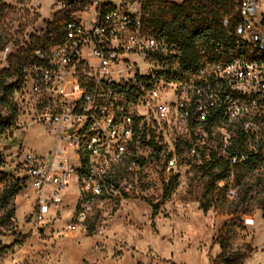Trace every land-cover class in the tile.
Returning a JSON list of instances; mask_svg holds the SVG:
<instances>
[{"label":"built area","instance_id":"1","mask_svg":"<svg viewBox=\"0 0 264 264\" xmlns=\"http://www.w3.org/2000/svg\"><path fill=\"white\" fill-rule=\"evenodd\" d=\"M226 1L230 12L223 18L224 36L199 59L200 71L177 77L176 70L168 76V46L146 28L145 0H54V14L65 12L68 18L62 38L47 51L36 49L21 66L24 81L13 96L31 123L45 127L56 142L51 160L23 155L41 226L59 215L74 178L78 212L67 233L86 229L100 205L132 195V177L140 181L151 163L178 169L185 162L180 148L187 151V163L228 166L218 182L224 189L236 169L256 156L264 159V56L261 62L232 57L235 47L256 53L264 47V0ZM13 56L9 46L0 47V75ZM14 82L10 79L7 86ZM215 115H222L224 128L232 121H241V128L227 138L206 137ZM109 117H117L116 129H109ZM110 131H117V140H110ZM134 136H142V143L129 181L117 179L110 201H103L98 184L111 162L104 158V147L124 159ZM141 147H148V158H141ZM85 148L93 150L89 168H81Z\"/></svg>","mask_w":264,"mask_h":264},{"label":"rangeland","instance_id":"2","mask_svg":"<svg viewBox=\"0 0 264 264\" xmlns=\"http://www.w3.org/2000/svg\"><path fill=\"white\" fill-rule=\"evenodd\" d=\"M162 1L181 5L184 0ZM54 4V0H0V47L9 46L12 55H20L42 38ZM175 54L169 52L170 57ZM166 67L170 73L176 70L172 62ZM0 80L9 82L6 77ZM17 107L18 128L0 138V206L4 194L25 177L24 153L51 160L56 148L45 127L31 123L28 111ZM239 128L219 126L214 134L227 138L229 131ZM134 141L127 157L139 156L142 136ZM179 156L185 162L176 170L156 162L146 166L140 181L132 177L136 184L132 195L100 205L86 229L76 233H67L76 212V178L64 193L59 215H52L45 226L36 221L37 195L21 185L10 201L11 220L0 207V264H214L223 254L216 244L221 234L226 237V255L250 245L254 252L245 264H264V170L236 169L228 187L217 183L213 188L210 171L187 163L183 148ZM141 157H148V147H141ZM127 161L115 168L121 181L129 180ZM231 190L236 193L232 198ZM155 207L159 215L154 218Z\"/></svg>","mask_w":264,"mask_h":264},{"label":"trees","instance_id":"3","mask_svg":"<svg viewBox=\"0 0 264 264\" xmlns=\"http://www.w3.org/2000/svg\"><path fill=\"white\" fill-rule=\"evenodd\" d=\"M230 12L229 3L226 0H184L181 5L164 2L162 0H145L144 14L145 25L148 32L159 41L168 46V51H176V54L169 55L168 62L177 64L174 72L175 76H184L192 69L196 71L200 65L199 59L203 54L210 52L212 43L220 40L224 36L223 18ZM68 18L65 12H58L52 16L47 23L46 33L42 38L28 46L20 55L11 58L10 67L0 75L7 80L17 79L12 85L4 80H0V138L7 131L18 128V107L13 102V96L23 81L24 76L21 72V66L34 55L36 49L47 51L62 38V28ZM172 73L169 72L170 76ZM7 112L3 114V110ZM241 141H239L240 145ZM143 158V157H141ZM139 159H137L138 162ZM250 171L264 170V159L262 156H256L250 163L244 167ZM202 170L210 171L212 176L211 187L221 181L229 171L228 166H205ZM217 172L214 173V171ZM176 179H172L175 181ZM27 178L24 177L13 185L3 197L1 208H5L9 214L7 220H11L14 215V208L9 209L10 201L16 194L21 185L27 186ZM264 209V207H263ZM208 208H204L206 213ZM159 212V207L154 208L153 217ZM226 230L225 228L223 229ZM216 244L220 245L223 254L214 264H245L253 255V248L247 245L241 252L228 254L226 237L219 235Z\"/></svg>","mask_w":264,"mask_h":264},{"label":"bare ground","instance_id":"4","mask_svg":"<svg viewBox=\"0 0 264 264\" xmlns=\"http://www.w3.org/2000/svg\"><path fill=\"white\" fill-rule=\"evenodd\" d=\"M261 56H264V47L258 48V53L252 52L251 49H248L246 47H235L232 49V57H249L250 60L253 61H260L261 62ZM196 71H200V65L196 69ZM117 117H109V129H116L117 124ZM239 125L241 128V121H232L230 124H227V126H235ZM224 127V120L222 115H215V125L211 126V129H206V137H214V131L216 127ZM135 139V136H134ZM110 140H117V131H110ZM135 142V141H134ZM85 156H81V168H89L88 165H90V159H93V150L92 148H85ZM104 158L107 160H111L109 165H106V173L104 174V180L101 181L100 184H98V191H100V196L103 199V201L110 199V193L112 192V187L116 183L117 179L121 178L119 177L118 173H115L116 170L119 168V165L123 163V161H127V170L126 173L131 171L133 166L137 164V159H139V156L136 154H132L130 157H124L122 158H114V151L112 147H104ZM148 158V157H143ZM129 181V180H126ZM76 211L74 213V217L72 220H76L77 218V208H74ZM69 227V225H68Z\"/></svg>","mask_w":264,"mask_h":264},{"label":"water","instance_id":"5","mask_svg":"<svg viewBox=\"0 0 264 264\" xmlns=\"http://www.w3.org/2000/svg\"><path fill=\"white\" fill-rule=\"evenodd\" d=\"M64 1H67V2H69V3H73V1L74 0H64ZM71 132H73V131H71ZM43 231V229H41V232Z\"/></svg>","mask_w":264,"mask_h":264}]
</instances>
